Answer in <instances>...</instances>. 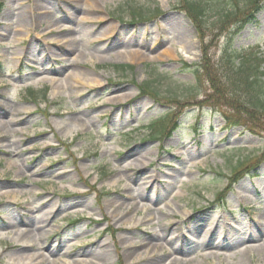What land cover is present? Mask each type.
<instances>
[{
	"label": "rangeland",
	"instance_id": "obj_1",
	"mask_svg": "<svg viewBox=\"0 0 264 264\" xmlns=\"http://www.w3.org/2000/svg\"><path fill=\"white\" fill-rule=\"evenodd\" d=\"M128 1L0 0V264H264V163L219 198L262 159L264 136L206 102L202 42L179 0H135L161 10L137 23ZM257 2L237 34L212 31L209 12L214 61L229 46L264 52ZM48 25L69 30L38 36ZM162 117L178 129L159 141L148 127Z\"/></svg>",
	"mask_w": 264,
	"mask_h": 264
},
{
	"label": "trees",
	"instance_id": "obj_2",
	"mask_svg": "<svg viewBox=\"0 0 264 264\" xmlns=\"http://www.w3.org/2000/svg\"><path fill=\"white\" fill-rule=\"evenodd\" d=\"M213 3V5H212ZM211 5V6H210ZM257 0H179V7L195 24L202 38V59L197 63L195 74L199 80L210 84L211 92L207 95L210 105L216 103L221 108L230 106L237 115L230 117V126L241 125L255 134L264 133V53L258 47L247 53L233 54L229 48L220 60L214 61L210 55V46L205 44L204 26L207 25L209 12L215 11L218 16L212 22L225 32H240L253 17L252 11L258 7ZM127 6L134 21L150 18L153 13L147 12L135 0H129ZM156 12H160L158 8ZM232 40V39H231ZM120 68H133L132 65H121ZM143 92L152 93L154 89L149 83L141 86ZM30 94L34 96V92ZM157 120L151 126L153 137L167 135L168 126ZM170 129V128H169Z\"/></svg>",
	"mask_w": 264,
	"mask_h": 264
},
{
	"label": "bare ground",
	"instance_id": "obj_3",
	"mask_svg": "<svg viewBox=\"0 0 264 264\" xmlns=\"http://www.w3.org/2000/svg\"><path fill=\"white\" fill-rule=\"evenodd\" d=\"M86 5H87V7L89 8V9H97V5H96V3H95V0H86ZM43 18L45 17V19H47V22L49 23V25H51L50 24V21H52V20H50V18H52L51 17V15H50V13L48 12V11H45V13H44V16H42ZM69 19V18H68ZM90 18L89 17H84V20L86 21V20H89ZM71 20V19H70ZM171 23V22H170ZM172 24V23H171ZM48 25V26H49ZM55 25H59V24H55ZM55 25H52V27L51 26H49V27H47L46 29H44V30H42L41 32H38L37 33V35L38 36H43V38H48L49 36H53V35H55V34H58V35H67V32H68V30H69V28L68 27H65V26H63V25H61V26H57V29L55 30ZM23 28H25L26 29V26H22ZM185 29H183V28H179V31H180V35H181V37L182 36H184V34H185V32L186 31H184ZM1 31V30H0ZM20 33V35H24L23 34V31H22V29H20V31H19ZM9 35H10V33H8ZM41 34H43V35H41ZM1 35H3V36H7V34H5L4 32H0V36ZM17 36H18V33H17ZM49 38H51V37H49ZM57 38L58 37H56V39H54L53 41H52V43H50L51 44V46L52 47H59V48H61V49H65L66 47H68L69 49H71V50H73L72 48H71V41L70 40H68V38L69 37H64L63 39H58L57 40ZM0 39H2L1 37H0ZM17 40H21V38L20 37H18L17 38ZM51 51H52V48H51ZM166 52H168V51H166ZM170 52H171V54L173 53V51H171L170 50ZM62 55H65V54H62ZM134 55H136V54H133V57H131V61H135L136 60V56H134ZM78 61H80L79 59H77L76 60V62H78ZM73 72H77L76 70H73ZM82 75L83 76H86L87 74L86 73H83V74H79V73H75V77H76V79L79 81V82H81L82 81ZM83 79H84V77H83ZM97 82H99V81H97ZM82 83V82H81ZM97 84H101V82H99V83H97ZM128 167H133V164H129L128 165ZM144 167H146V166H144ZM38 230H40V229H38ZM37 232V231H36ZM37 234H39L38 232H37ZM25 235H30V233H26ZM17 236H19V234H17ZM154 252V251H153ZM102 255H105L104 253H101ZM31 259V258H30Z\"/></svg>",
	"mask_w": 264,
	"mask_h": 264
}]
</instances>
